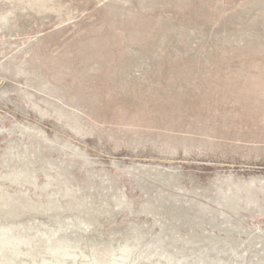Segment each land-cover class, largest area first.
<instances>
[{"label":"rangeland","instance_id":"374dc122","mask_svg":"<svg viewBox=\"0 0 264 264\" xmlns=\"http://www.w3.org/2000/svg\"><path fill=\"white\" fill-rule=\"evenodd\" d=\"M0 264H264V0H0Z\"/></svg>","mask_w":264,"mask_h":264}]
</instances>
